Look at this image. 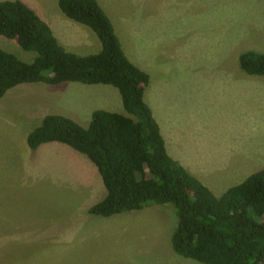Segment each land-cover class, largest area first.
Masks as SVG:
<instances>
[{
  "label": "rangeland",
  "instance_id": "1",
  "mask_svg": "<svg viewBox=\"0 0 264 264\" xmlns=\"http://www.w3.org/2000/svg\"><path fill=\"white\" fill-rule=\"evenodd\" d=\"M24 1L68 50H100L95 32L57 0ZM98 1L128 57L150 74L145 99L168 152L216 195L263 169L264 76L242 71L239 56L264 51V0ZM0 46L35 57L1 35ZM97 109L125 113L118 89L30 83L0 100V264H207L174 250L171 204L91 215L107 190L87 156L59 142L28 147L46 115L88 126Z\"/></svg>",
  "mask_w": 264,
  "mask_h": 264
},
{
  "label": "trees",
  "instance_id": "2",
  "mask_svg": "<svg viewBox=\"0 0 264 264\" xmlns=\"http://www.w3.org/2000/svg\"><path fill=\"white\" fill-rule=\"evenodd\" d=\"M57 2L68 18L95 32L100 50L70 51L28 3L0 0V35L35 53L27 61L0 46V100L21 84H106L118 89L125 113L94 110L88 126L48 114L27 135L28 147L59 142L87 156L107 190L89 207L91 215L110 217L171 204L177 215L172 245L178 254L207 264H264V168L216 195L168 152L145 99L150 74L128 57L99 1ZM239 65L249 75L264 76V51L243 52Z\"/></svg>",
  "mask_w": 264,
  "mask_h": 264
},
{
  "label": "crops",
  "instance_id": "3",
  "mask_svg": "<svg viewBox=\"0 0 264 264\" xmlns=\"http://www.w3.org/2000/svg\"><path fill=\"white\" fill-rule=\"evenodd\" d=\"M24 1V0H23ZM24 2H26V1H24ZM58 3V2H57ZM154 260H156V259H154Z\"/></svg>",
  "mask_w": 264,
  "mask_h": 264
}]
</instances>
